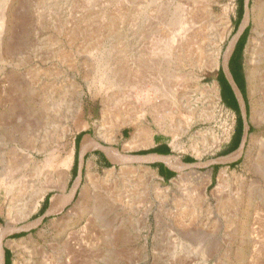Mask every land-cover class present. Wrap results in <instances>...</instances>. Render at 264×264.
I'll return each instance as SVG.
<instances>
[{"label":"rangeland","instance_id":"obj_1","mask_svg":"<svg viewBox=\"0 0 264 264\" xmlns=\"http://www.w3.org/2000/svg\"><path fill=\"white\" fill-rule=\"evenodd\" d=\"M216 1L219 4L213 8L217 17L211 20L204 50L213 48V38L216 39L223 26L222 9L227 0ZM185 4L189 7L191 2L0 0V22L7 15L0 36L2 229L7 226L9 198L29 202L34 192L47 190L39 210L18 224L23 227L43 215L42 208L53 194L70 191L78 174L82 138L77 137L81 133L91 134L93 140L108 148L106 133L112 128L114 132L119 130L116 147L128 160L134 159L131 156L136 153L161 145L170 147V153L165 156L174 158L172 162L193 163L187 162L188 158L206 162L227 150L237 126V115L223 103L218 77L226 47L236 30L238 0L232 5L231 28L221 44L220 67L215 76L210 75L207 66L181 63L163 55L167 37L178 29L173 15L178 6L184 9ZM254 4L252 0L251 7ZM249 28L242 67L252 128L241 158L212 167L184 168L166 179L160 172V163L115 166L96 149L86 154L85 175L93 155L97 163L95 173L100 175L90 188V199L82 207H74L79 190L63 213L51 214L27 232L12 234L3 245L10 252V264L15 257L8 245L11 240L33 236L34 241L24 242L21 257L25 264H35L36 251L65 253L63 244L72 239L71 235L82 231L88 242L82 255L84 264H196L197 176L213 172L216 184L224 168L238 170L246 177L257 174L245 154L253 136L264 139L261 97H252L247 74L246 48L254 28L253 20ZM150 45L158 46L161 52L149 56L153 49ZM179 46L172 44L175 50ZM141 58L144 65L140 79L152 87L148 100L138 99L132 84L136 78L131 75L135 74ZM213 81L218 85L216 100L210 92ZM183 106L195 109L200 117L189 115ZM181 121L192 124L188 133L181 132ZM80 127L84 128L78 131ZM67 129L71 130L67 138L53 141L54 136L62 135ZM200 130L204 132L197 134ZM30 133L35 141L30 140ZM151 135L153 146L124 149L135 137L146 141ZM195 145L203 148L200 158L193 153ZM29 156H33L32 162H27ZM67 167L68 175L62 180ZM112 168L114 173L104 180V169ZM147 169L157 172L163 183L158 184ZM65 260L71 264L66 255Z\"/></svg>","mask_w":264,"mask_h":264},{"label":"bare ground","instance_id":"obj_2","mask_svg":"<svg viewBox=\"0 0 264 264\" xmlns=\"http://www.w3.org/2000/svg\"><path fill=\"white\" fill-rule=\"evenodd\" d=\"M189 1L191 2L189 7L185 4V7H187L183 9L180 5L173 15V21L178 29L177 31L171 32L167 37V46L163 51V55L165 54L174 60L179 59L181 63H190L191 65L202 68L207 66L210 75L215 76L220 67L219 57L222 48L221 44L224 42L231 28L230 13L235 0H227V3L223 5L222 12L224 14L221 16L223 26L219 34H217L216 39L213 38L215 44L213 48L210 46L211 50H204V44L209 35L208 31L210 30L211 20L217 17L213 7L215 4H219V2L216 0H188V2ZM251 14V20L254 21V28L246 48L247 74L252 97L256 95H260L261 97V117L264 125V0H255V4L251 9ZM6 18L7 15L3 16L0 22V36L5 28ZM174 22L172 23L174 24ZM176 43L180 45L178 48L179 50H175L176 48L174 49V47H172V44ZM152 46L150 45L151 48H153ZM96 48H98V46ZM157 51L161 52L158 46L151 50L149 56H152L153 53ZM149 62H147V64H149ZM143 63V59H139L137 66H135V74L130 75L132 76L131 78H133V76H135L134 79L136 78L132 80V84L138 92L136 97L138 99L148 100L150 99L152 87L148 85V83H143L141 80L140 71L142 70L141 67L144 65ZM117 69L119 71V67ZM117 73L114 75H117ZM111 76H113V74ZM106 78L109 77L106 75ZM210 87V92L213 94L214 100H216L219 96L217 82L215 81ZM183 107L189 115H193L196 118L200 117L195 109L190 107L186 108V106ZM156 120L158 121V119ZM159 120L161 121V119ZM130 121H132V119ZM188 123L185 121L180 122L179 127L182 130L181 132L188 133L190 131L192 124ZM82 128L84 127L78 128V131ZM70 131L71 130L67 129L66 132H62V135L54 136L53 141H60L63 138H67ZM118 132L120 131L114 132L112 128V131L106 133L105 139L110 143V146L107 148V154L113 162V165L122 166L130 164V162L121 149L116 147L118 143ZM203 132L204 130H200L197 134ZM31 134L32 133L29 135L30 140L35 141ZM151 139L152 135L146 141L135 137L125 144L124 149L135 150L149 148L153 146ZM258 147L262 153H258L260 151H258ZM97 148L98 142L93 139H86L83 143V152L85 154L90 152L94 153ZM192 150L197 158L201 157L203 148L199 145H195L192 146ZM243 153L244 150L239 152L233 157L231 162L241 158ZM245 154L248 164L255 168V172L257 171L256 175L246 177L238 170L232 171L230 168H224L218 174L216 184H214L213 172L199 174L197 176L198 183L195 188L196 264H264V139H257L253 136ZM146 157L152 158L154 155H148ZM32 158L33 156H29L27 162H32ZM95 158L96 155H93V158L89 159L87 163L85 183L80 187L79 199L74 207L79 208L85 204L90 197V188L92 184L100 177L98 173H95L97 167ZM172 159L169 158V161L172 166L176 167L178 172L181 173L184 168H190L182 165L179 160L172 162ZM228 162H230V160ZM68 171L69 167L63 171L62 180L66 179ZM114 171V168L104 169L103 179L105 180L111 177ZM147 172L151 177L157 180L158 184L163 183V179L157 172L150 169H147ZM44 187L46 188V186ZM46 194V189H39L34 192L29 202H22L20 199L13 197L7 200V226L0 231V253L1 248L4 247V242L12 234L24 229L28 230L35 226V222L24 225L23 227H18V224L25 221L39 210L41 201ZM71 204V197L68 198L58 195L53 200L50 214L59 215ZM87 228L84 227V229ZM82 233L78 232V234L76 233L77 235H71L72 239L67 240L65 244H63L65 253H50L45 250L36 251L35 264H66L65 255L69 258L68 262L71 264H84L85 259L82 255L86 250L85 248L88 247V242L85 241V237H83L84 235H82ZM95 238L97 239L96 235ZM33 239V236H30L21 241L17 239L8 242V245L15 253L13 264H25L21 257L22 247L24 242L29 240L32 241Z\"/></svg>","mask_w":264,"mask_h":264},{"label":"water","instance_id":"obj_3","mask_svg":"<svg viewBox=\"0 0 264 264\" xmlns=\"http://www.w3.org/2000/svg\"><path fill=\"white\" fill-rule=\"evenodd\" d=\"M251 2L252 0H244V14H243V18L237 28V30L235 31V33L233 34V36L231 37L224 56H223V60H222V64H221V68L224 76L226 78V80L228 81L229 85L232 88V91L236 97L238 106H239V110H240V115L242 118V123H243V135H242V139H241V143L239 145L238 150L235 153H230L227 155H222L219 156L215 159H211L208 160L206 162H193V163H186V162H181L182 165H185L186 167H195V166H204V167H212L215 165H220V164H226V162H228L229 160L231 161L233 159V157L235 155H237L239 152L243 151L246 148V145L249 141L250 135H251V120H250V114H249V106H248V101L247 98L245 97V95L243 94V92L241 91V89L239 88V86L237 85L235 78L232 74L231 68H230V62L231 59L237 49V46L242 38V36L245 34L246 30L249 29L250 24H251ZM86 139H94L92 137L91 134L86 133L80 142L79 145V153H78V174H77V178L72 186V188L70 189L69 192H64V193H56L53 194L50 197V201H49V207L48 209L45 211V213L36 220L35 222V226L31 227L29 230H31L32 228L37 227L38 225H40L47 217L51 216L50 211L52 208V203L53 200L56 198V196L58 195H62L64 197H68V198H73L75 199L76 195L78 194L80 187L83 183L84 180V175H85V166H86V154L83 152V143ZM99 151H101L105 157L107 158V160L113 164V162L111 161V159L108 157L107 154V146L105 144H102L101 142L98 141V148ZM238 152V153H237ZM146 156L148 155H144V156H140L134 159H129L128 161L130 163L133 164H154V163H160L163 164L165 167H167L170 171L172 172H178V170L176 169V167L172 166L170 161H169V156H165V155H160V154H156L154 155V157L152 158H147ZM236 162V161H233ZM231 162V163H233ZM3 225H0V231L2 230ZM29 230H22L21 232H27ZM6 249L1 248V253H0V259L1 262L0 264H6Z\"/></svg>","mask_w":264,"mask_h":264},{"label":"trees","instance_id":"obj_4","mask_svg":"<svg viewBox=\"0 0 264 264\" xmlns=\"http://www.w3.org/2000/svg\"><path fill=\"white\" fill-rule=\"evenodd\" d=\"M243 14H244V0H238L236 30H237V28H238V26H239V24L243 18ZM249 30H250V28L247 29L245 34L242 36V38H241V40L237 46V49H236V51H235V53L231 59V62H230V68H231L232 74L235 78L237 85L239 86V88L241 89V91L243 92L245 97L247 96V84H246V79H245V75H244L243 67H242V52L244 50V47H245V44L247 41ZM218 82L220 84L221 98H222L223 103L237 115V126H236V129H235L234 134L232 136L231 143L228 146L227 150L222 152V155H227L230 153H235L238 150L239 145L241 143L242 135H243V123H242V118L240 115V110H239V106H238L236 97L232 91L231 86L229 85L228 81L226 80L222 69L219 72ZM85 134L86 133H81L77 137V139L80 140ZM170 151L171 150H170V147L168 145H161V146H158V147H156L150 151H143V152L136 153L131 157L137 158V157L152 154V153L166 155V154L170 153ZM187 162H195V160L192 158H188ZM159 167H160L161 174L166 179H170L175 175L174 172L170 171L163 164H160ZM48 204H49L48 201L44 204V207L42 208L41 215L44 214L45 211L48 209ZM2 221H3V219H0V224L2 223ZM6 255H7L6 264H10V252L7 251Z\"/></svg>","mask_w":264,"mask_h":264}]
</instances>
